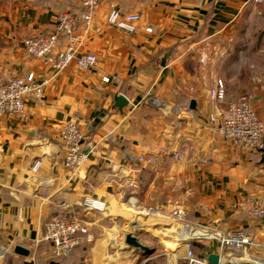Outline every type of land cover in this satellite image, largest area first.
I'll use <instances>...</instances> for the list:
<instances>
[{"label":"crops","instance_id":"1","mask_svg":"<svg viewBox=\"0 0 264 264\" xmlns=\"http://www.w3.org/2000/svg\"><path fill=\"white\" fill-rule=\"evenodd\" d=\"M112 6L141 17L136 33L108 24ZM63 12L74 14L80 26L82 0H0V81L30 74L39 82L50 79L41 101L27 100L24 117L0 115V264H188L183 239L137 237L151 251L145 255L126 244L135 234L125 223L111 221L92 228V243L53 258L45 224L57 215L91 223L99 213L86 209L92 200L106 202L103 220L117 210L152 209L168 219L182 210L181 228L199 236L244 230L254 241L250 254L260 255L264 220L248 219L242 205L251 196L264 199V155L243 153L218 134L211 118L224 105L209 91L222 80L227 101L254 93L264 119V91L256 81L264 84V64L254 71L247 57L254 46L264 53V3L102 0L83 45L97 66L80 71L71 64L55 76L45 60L28 55L24 40L53 32ZM66 44L62 37L54 55ZM119 96L128 104L120 107ZM70 121L79 124L90 153L76 172L65 166L61 138ZM141 156L154 163L139 164ZM216 243L198 240L206 245L205 257L220 254ZM18 247L28 254L17 253Z\"/></svg>","mask_w":264,"mask_h":264},{"label":"built area","instance_id":"2","mask_svg":"<svg viewBox=\"0 0 264 264\" xmlns=\"http://www.w3.org/2000/svg\"><path fill=\"white\" fill-rule=\"evenodd\" d=\"M14 2L15 0H7ZM256 4L264 3V0H251ZM102 0H82L83 13L81 24L72 13L63 12L59 15L54 31L48 35L31 36L24 40L28 55L35 59H43L54 69L55 76L61 74L71 64H75L80 71H89L97 66V57L83 51L84 37L93 29L97 9ZM141 17L138 14L120 12L115 6L108 16V24L129 34L137 32L136 24ZM149 32L151 30H148ZM62 37L67 38L65 48L57 55L54 53L59 48ZM50 79L37 81L34 74L27 77H17L9 81H0V115L24 117L27 112V100L41 101L45 95V89ZM104 82H110L104 78ZM258 80V85L264 91V84ZM212 100L224 105L223 111L218 116L211 118V122L218 125L217 132L226 141L237 146L243 153H261L264 150V119L255 110L254 93L243 94L237 101H227L225 83L219 80L209 91ZM178 112H182L178 109ZM190 112V110H189ZM62 141L65 144L67 155L65 166L76 172L89 160L90 153L83 147V133L76 121L68 122L62 131ZM139 164H153V157L141 156ZM41 166L37 162L33 170L36 172ZM130 187L136 188V182H131ZM129 202H134L136 197L130 194ZM245 215L250 220H264V199L251 196L242 205ZM106 202L92 200L86 204L90 212L104 213L107 211ZM154 211L148 210L147 214ZM178 224L186 221V215L182 210H175L170 216ZM92 224L81 218H65L54 216L44 228V240L51 247L53 258L69 257L85 243L94 241ZM213 239L220 243L221 252L218 264H228L230 257L245 256L255 262L264 263V247L258 256L251 255L250 250L254 246L253 238L244 230H236L229 234L207 232ZM209 257H200L197 254L188 256V264H211Z\"/></svg>","mask_w":264,"mask_h":264},{"label":"rangeland","instance_id":"3","mask_svg":"<svg viewBox=\"0 0 264 264\" xmlns=\"http://www.w3.org/2000/svg\"><path fill=\"white\" fill-rule=\"evenodd\" d=\"M260 48L261 47L259 46L252 47L251 49L253 50V55L247 56V57H251L248 59L250 60V63L253 64L254 71L256 70L255 69L256 65L264 64V53L257 54V51ZM210 59H212V56L206 55V59H205L206 62H209ZM260 79L261 78L257 77L256 81ZM225 86L227 91L226 83ZM118 212L121 214V217L118 214ZM103 216H104L103 213H98L96 214V218L91 220V223L94 226L93 228L96 227V224H98L97 226H99V224L102 222L104 223L110 221H111L110 223L122 222L125 223L126 225V231L130 233H134L135 235L138 234L137 237H139V239L141 240L152 241V239H161L168 241L170 240L177 241L183 239L184 243L188 246V253H189L188 256L197 254L199 256L205 257V254H207L205 247L206 245L199 244L198 246V240H207V242L214 241L215 245L217 244L216 243L217 240L213 239L212 236H199V234H203V233L197 232V230L192 227L181 228L182 226L178 224L175 220H173L172 218L168 219L165 216H156L154 214H147V213L139 214L133 210H121V211L117 210L110 215L113 216V218L110 216L108 217L105 216L106 218H104V220L102 219ZM206 235L208 234L206 233ZM235 257L236 259H234V257H230V259H227V261L229 260L228 264H238L239 262H242L241 261L242 259H240L241 257L239 258V256L237 255Z\"/></svg>","mask_w":264,"mask_h":264},{"label":"water","instance_id":"4","mask_svg":"<svg viewBox=\"0 0 264 264\" xmlns=\"http://www.w3.org/2000/svg\"><path fill=\"white\" fill-rule=\"evenodd\" d=\"M118 105L120 107H123L125 105L128 104L127 99L124 96H119L117 99ZM193 104L191 106V108H193ZM261 153L264 155V150L261 151ZM125 242L128 246L133 247V248H137L139 249L143 254L145 255H150L151 251L148 247L144 246L143 244H141L138 241L137 236L132 235V234H128L125 238ZM17 253L21 254V255H27L28 252L26 250H24L23 248L18 247L17 248ZM209 262L211 264H218L219 260H220V256L219 255H211L208 258ZM254 264H264L263 262H254Z\"/></svg>","mask_w":264,"mask_h":264},{"label":"bare ground","instance_id":"5","mask_svg":"<svg viewBox=\"0 0 264 264\" xmlns=\"http://www.w3.org/2000/svg\"><path fill=\"white\" fill-rule=\"evenodd\" d=\"M210 236V235H209ZM179 247V246H178ZM241 257V258H240ZM240 259H242V262H239L238 264H254L255 261H252L251 259L245 257V256H239Z\"/></svg>","mask_w":264,"mask_h":264}]
</instances>
